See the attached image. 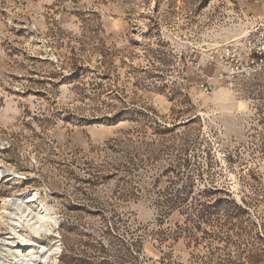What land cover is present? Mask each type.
<instances>
[{
    "label": "rangeland",
    "instance_id": "374dc122",
    "mask_svg": "<svg viewBox=\"0 0 264 264\" xmlns=\"http://www.w3.org/2000/svg\"><path fill=\"white\" fill-rule=\"evenodd\" d=\"M259 15L254 0H0V242L5 199L38 191L58 225L34 240H60L58 264H264V75L222 102L186 59Z\"/></svg>",
    "mask_w": 264,
    "mask_h": 264
},
{
    "label": "built area",
    "instance_id": "2783aa9c",
    "mask_svg": "<svg viewBox=\"0 0 264 264\" xmlns=\"http://www.w3.org/2000/svg\"><path fill=\"white\" fill-rule=\"evenodd\" d=\"M186 59L205 94L234 90L242 80L264 75V21L256 20L246 35L204 53L193 49Z\"/></svg>",
    "mask_w": 264,
    "mask_h": 264
},
{
    "label": "bare ground",
    "instance_id": "6f19581e",
    "mask_svg": "<svg viewBox=\"0 0 264 264\" xmlns=\"http://www.w3.org/2000/svg\"><path fill=\"white\" fill-rule=\"evenodd\" d=\"M219 91L215 93L217 98L222 102L228 101L229 95ZM38 195V191H31L29 194L5 199L4 205L10 204L14 211L12 210L9 223L10 232L0 242V264H58L60 240L54 246L49 240L39 243L34 240L33 235L52 233L53 224L58 225L57 218L51 214L49 204L38 201ZM37 207L38 211L35 210Z\"/></svg>",
    "mask_w": 264,
    "mask_h": 264
},
{
    "label": "crops",
    "instance_id": "0c3cea01",
    "mask_svg": "<svg viewBox=\"0 0 264 264\" xmlns=\"http://www.w3.org/2000/svg\"><path fill=\"white\" fill-rule=\"evenodd\" d=\"M255 2H257V8L259 10V19L264 21V0H254Z\"/></svg>",
    "mask_w": 264,
    "mask_h": 264
}]
</instances>
